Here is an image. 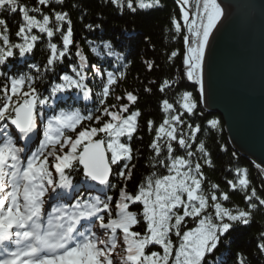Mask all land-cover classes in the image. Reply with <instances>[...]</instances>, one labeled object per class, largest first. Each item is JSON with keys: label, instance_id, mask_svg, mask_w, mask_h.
I'll use <instances>...</instances> for the list:
<instances>
[{"label": "snow or ice", "instance_id": "6c2138e0", "mask_svg": "<svg viewBox=\"0 0 264 264\" xmlns=\"http://www.w3.org/2000/svg\"><path fill=\"white\" fill-rule=\"evenodd\" d=\"M63 3L33 0L29 6L25 0H0V264H223L217 252L264 210V194L252 186L249 169L236 166L235 180L227 184L230 191L244 193L245 207H227L230 191L208 181L203 171L213 163L197 135L202 125L192 118L204 95V58L223 16L220 3L175 0L179 18L172 17L171 25L177 34L184 28L189 34L183 35V75L198 86L200 99L184 91L180 113L164 99L162 122H145L153 134L148 163L168 174L152 172L131 190L133 161L140 152L133 141L143 138L138 135L142 113L134 108L138 92L115 94L127 77V56L112 38L103 41L102 51L115 66L93 63L75 43L69 13L57 10ZM107 3L130 13L162 6V0ZM16 15L21 22L13 34L8 17ZM86 27L93 32L104 25ZM45 36L47 55L33 62ZM88 43L99 57L98 46ZM73 48L74 59L65 70L61 66ZM177 55L171 51L168 59ZM21 61L28 71L16 67ZM144 64L149 71L156 67L151 60ZM174 83L164 79L158 90L163 93ZM144 91L150 94L152 88ZM72 93L94 107L68 104ZM207 124L220 128L217 119ZM181 149L183 154H177ZM220 150L228 151L224 145ZM251 164L264 177V159ZM77 176L83 181L76 182ZM156 246L162 251L152 250ZM256 254L264 257V231ZM234 264L251 262L238 252Z\"/></svg>", "mask_w": 264, "mask_h": 264}, {"label": "trees", "instance_id": "16d2710c", "mask_svg": "<svg viewBox=\"0 0 264 264\" xmlns=\"http://www.w3.org/2000/svg\"><path fill=\"white\" fill-rule=\"evenodd\" d=\"M25 2L29 6L33 5V0H25ZM57 10L69 13L74 29L75 43L93 63L98 62L107 68L109 62H112L115 66L114 58L105 56L102 51L103 41L112 38H115V41L119 44L117 50L122 51L127 56V77L116 87L115 94L122 95L124 90L138 92L139 99L134 108H138L142 113L139 118L141 131L138 135L143 138L142 140L133 141L135 148L139 149L140 152L136 154L133 161V163H136V168L134 179L129 183V189H133L141 182L142 178L146 179L152 172H156L157 177L167 175L168 172L165 168L159 165L153 167L148 163L151 150L147 148V145L153 134H150L144 127L145 122L148 119L154 120L157 124L162 122L165 116L162 108V100L164 99L173 104L177 113L183 112L181 105L184 91H190L197 99H200L198 86L193 81H188L186 76L183 75V59L186 53L183 35L189 34L186 28H184L183 34H177L171 25L172 17L179 18V8L175 0H162L161 7L139 10L137 13H130L126 9L121 12L114 6L109 5L107 0H64L63 5L58 7ZM5 15L7 16V14ZM37 17L40 18L39 14H37ZM8 18L10 20L9 27L14 34L17 25L21 22L20 17L16 15ZM100 23H103L104 27L93 32H90L86 27L88 24ZM181 24L183 25V21H181ZM46 40L45 36L44 41L38 44L35 61L33 62H41L47 55ZM89 41H93L92 46H98L101 50L99 57L91 52ZM53 42L59 43L56 38L53 39ZM171 51H177L178 55L169 60L168 56ZM72 52L73 55L67 57L61 66L65 70H67L68 63L74 59L75 48L72 49ZM148 60L154 61L156 64V67L151 71L144 64V61ZM16 67L28 71L22 61L17 63ZM57 71H60V68H57ZM164 79H171L175 83L162 93L158 88L159 83ZM151 81H156V83H150ZM93 83L98 84L99 80H94ZM146 86L152 88L150 94L144 91ZM72 96L73 99L69 100L68 104H73L75 101V106L78 107H84L85 105L89 109L94 107L93 101H85L82 95L77 96L76 93H72ZM192 119L202 125V131L197 135L205 143L213 163L212 167L205 165L203 168L207 180L218 184L224 191H230L227 180H235V167H247L252 186L257 187L264 194V189L260 187L261 180L264 177L258 175L251 164L252 160L243 156L230 144L225 130L224 118L218 113L207 110L201 101L197 115ZM210 119L220 121L219 130L210 128L207 124V120ZM221 145L226 146L228 151L222 152L220 150ZM193 150L195 151V149ZM232 152H236L237 156L235 158L232 157ZM177 154H183V149ZM197 159H199V154ZM74 180L82 182L83 178L77 176ZM204 187L207 190V182ZM243 196L244 193L239 189L230 191V202H225V205L227 207L239 206L243 208L245 207ZM140 208L142 209V205H140ZM130 210L137 211L136 208H131V206ZM189 226H193L191 220H189ZM261 231H264V210L254 213V219L248 226H240L239 230L229 237L226 245L221 246L216 255L221 258L223 264H234L236 253L243 252L251 264H264V257L256 254L257 238ZM173 239L175 240V237ZM152 250L162 251L159 246Z\"/></svg>", "mask_w": 264, "mask_h": 264}, {"label": "water", "instance_id": "95a60500", "mask_svg": "<svg viewBox=\"0 0 264 264\" xmlns=\"http://www.w3.org/2000/svg\"><path fill=\"white\" fill-rule=\"evenodd\" d=\"M222 9L203 64V106L220 114L229 142L264 159V0H218Z\"/></svg>", "mask_w": 264, "mask_h": 264}, {"label": "bare ground", "instance_id": "6f19581e", "mask_svg": "<svg viewBox=\"0 0 264 264\" xmlns=\"http://www.w3.org/2000/svg\"><path fill=\"white\" fill-rule=\"evenodd\" d=\"M204 96V95H203ZM244 156V155H243Z\"/></svg>", "mask_w": 264, "mask_h": 264}]
</instances>
